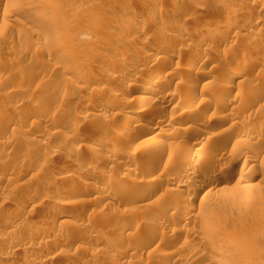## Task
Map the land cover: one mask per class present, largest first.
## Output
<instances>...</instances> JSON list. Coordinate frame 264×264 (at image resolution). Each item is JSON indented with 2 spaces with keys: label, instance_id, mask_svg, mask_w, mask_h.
<instances>
[{
  "label": "rangeland",
  "instance_id": "obj_1",
  "mask_svg": "<svg viewBox=\"0 0 264 264\" xmlns=\"http://www.w3.org/2000/svg\"><path fill=\"white\" fill-rule=\"evenodd\" d=\"M261 120L264 0H0V264H264Z\"/></svg>",
  "mask_w": 264,
  "mask_h": 264
},
{
  "label": "bare ground",
  "instance_id": "obj_2",
  "mask_svg": "<svg viewBox=\"0 0 264 264\" xmlns=\"http://www.w3.org/2000/svg\"><path fill=\"white\" fill-rule=\"evenodd\" d=\"M127 25H129V24H127ZM207 63V62H206ZM185 65V66H184ZM183 66H184V72L183 73H185L186 74V72H188L187 70H189V69H191V66L192 65H190V64H184ZM195 65V64H194ZM242 67V66H241ZM233 68V67H232ZM238 68V67H237ZM246 68V67H245ZM161 69V68H160ZM89 71V70H88ZM182 71V70H181ZM163 72V71H162ZM228 72V71H227ZM229 72H230V74L232 75V79H235V78H238L239 76H241L242 75V73H243V69H230L229 70ZM246 72V71H245ZM180 73H182V72H180ZM85 74V73H84ZM87 74H88V72H87ZM188 74V73H187ZM202 74V73H201ZM83 75V74H82ZM89 75V74H88ZM112 75V74H111ZM86 76V75H85ZM187 76V75H186ZM203 76V75H202ZM159 77V76H158ZM170 77V76H169ZM171 77H173V76H171ZM175 77V76H174ZM177 77V76H176ZM189 76H187V78H188ZM231 77V76H230ZM87 78V77H86ZM117 78L119 79V77L117 76ZM186 78V77H185ZM199 78H201V77H199ZM147 79V78H146ZM189 79V78H188ZM231 79V80H232ZM153 80V79H152ZM190 80H191V78H190ZM142 81V80H141ZM151 81V80H150ZM151 83V82H150ZM156 83V82H155ZM197 83V80L194 82V83H191V84H193V85H195ZM229 84V83H228ZM233 84V83H232ZM188 85H189V83H188ZM223 85H225V84H223ZM152 86V85H151ZM158 86V85H157ZM231 86V85H230ZM138 87V86H137ZM188 87H190V86H188ZM219 87V86H218ZM221 87V86H220ZM192 88H193V86H192ZM212 88H213V86H212ZM189 89V88H188ZM216 89V88H215ZM226 89V88H225ZM79 90H81V89H79ZM194 90V89H193ZM214 90V89H213ZM217 90V89H216ZM150 91V90H149ZM152 91H154L153 92V94H155V93H159L157 90H152ZM224 92V91H223ZM189 94V93H188ZM116 95V94H115ZM181 95V94H180ZM145 97V96H144ZM165 97V96H164ZM163 98V97H162ZM181 98V97H180ZM204 98V97H203ZM93 99V98H92ZM190 99V98H189ZM194 99V98H193ZM142 100V99H141ZM145 100V99H144ZM168 100V99H167ZM166 99L164 100V103L165 104H168L169 102H170V100H168L167 101ZM203 100V99H202ZM113 101H114V99H113ZM185 101V100H184ZM188 101V100H187ZM192 101V100H191ZM63 102V101H62ZM156 102V101H155ZM180 102V101H179ZM186 102V101H185ZM238 102V101H237ZM139 103V102H138ZM188 103H189V101H188ZM65 105V104H64ZM63 105V106H64ZM224 105V104H223ZM103 109H104V111L103 112H107V110H110V109H108V108H106L104 105H103ZM223 107H225V106H223ZM111 108V107H110ZM177 108V107H176ZM224 109V108H223ZM217 109H215L214 111H216ZM220 110V109H219ZM63 111V110H62ZM67 112V111H66ZM124 114H125V116H126V113H129V110L128 111H126V112H123ZM123 114V115H124ZM188 114V113H187ZM186 114V115H187ZM158 115V114H157ZM192 115V114H191ZM90 116H93V115H90ZM90 116L89 115H85V116H83L82 117V120L83 121H85V122H89V120H90ZM188 117H189V114L187 115ZM104 117V116H103ZM124 117V116H123ZM187 117V118H188ZM94 118V117H93ZM133 118V117H132ZM154 118V117H153ZM186 118V117H185ZM225 118V117H224ZM95 119V118H94ZM232 119V118H231ZM124 120V119H123ZM134 120H135V118H134ZM158 120V119H157ZM156 120V121H157ZM162 121H163V119H161ZM91 121V120H90ZM94 121V120H93ZM131 121H133V120H131ZM158 121H160V119L158 120ZM157 121V122H158ZM95 122V121H94ZM99 122V121H98ZM121 122V121H120ZM123 122V121H122ZM147 122V121H146ZM153 122V121H152ZM161 122V121H160ZM160 122H158V123H160ZM182 123V122H181ZM122 124V123H121ZM235 124V123H234ZM179 125V124H178ZM158 126V125H157ZM122 127V126H121ZM134 127V126H133ZM263 127H264V120L262 121H256L254 124H253V128H256V129H258V131H260V129H263ZM157 127H152V129H151V127H150V129H149V126L146 128V126H144L143 128H141V129H137V131L136 132H134V133H136L135 134V136L133 137L134 139H135V137L136 138H139L140 136L139 135H142V134H144V133H147V131H154L155 129H156ZM123 130H124V128H123ZM251 130V129H250ZM264 130V129H263ZM161 131V130H160ZM121 133V132H120ZM160 133V132H159ZM133 134V133H132ZM193 134V133H192ZM157 135V134H156ZM155 135V136H156ZM193 135H195V133L193 134ZM197 135H200V134H196V136ZM240 135V134H239ZM133 136V135H132ZM138 136V137H137ZM114 137V136H113ZM224 137V136H223ZM132 138V137H131ZM130 138V139H131ZM202 138V137H201ZM227 138V137H226ZM225 137L223 138V141H225L224 139H226ZM101 139V138H100ZM112 139V138H111ZM133 139V140H134ZM197 139V138H196ZM195 138H194V140H196ZM99 141V140H98ZM120 141V140H119ZM130 141V140H129ZM199 141H201L200 139L198 140V142ZM110 142H111V140H110ZM197 142V141H196ZM198 142L196 143V144H198ZM205 142V141H204ZM103 143V142H102ZM109 143V142H108ZM131 143V142H130ZM129 143V144H130ZM206 143V142H205ZM204 143V144H205ZM213 143V142H212ZM225 143V142H224ZM95 144H97V142L95 143ZM119 144V143H118ZM176 144V143H175ZM200 144H202L201 142H200ZM216 144V143H215ZM117 145V144H116ZM203 145V144H202ZM211 145V144H210ZM221 145V144H220ZM183 146V145H182ZM205 146V145H204ZM219 146V145H218ZM117 148H118V146H116ZM201 147H203V146H201ZM200 147V148H201ZM120 148V147H119ZM119 148H118V150H119ZM205 148V147H204ZM209 148V147H208ZM217 148V147H216ZM220 148V147H219ZM153 149H156V148H153ZM213 149V148H212ZM116 151V148H114L113 146H111V148H109V152L110 153H114ZM162 151V150H161ZM170 151H172L171 149H170ZM127 152V151H126ZM183 152V151H182ZM151 153H153L152 151H151ZM163 153V152H162ZM168 153H169V151H168ZM216 153H217V150H215V152H213L212 151V154L210 155V157H211V159H213L214 157H215V155H216ZM149 154V153H148ZM154 154V153H153ZM153 154H150V156H153ZM158 154V153H157ZM209 154V153H208ZM166 156V155H165ZM170 156H171V154H170ZM169 156V157H170ZM176 156V155H175ZM182 156V155H181ZM173 157V156H172ZM184 157V156H183ZM182 157V158H183ZM209 157V158H210ZM152 157H150L149 159H148V163L146 164V165H144V166H142L141 168L142 169H144L145 171H148V169H150L151 168V164H152V162H154L152 159H151ZM167 158V157H166ZM177 158V157H176ZM216 158V157H215ZM171 159V158H170ZM174 159V158H173ZM183 159H185V158H183ZM158 160V159H157ZM160 160H161V158H160ZM186 160V159H185ZM159 161V160H158ZM173 161V160H172ZM177 161H179V160H177ZM176 161V162H177ZM170 162V161H169ZM175 162V161H174ZM184 161H181V158H180V161L179 162H177L178 163V165H180L181 167H183L184 165V163H183ZM174 165V164H173ZM188 165V164H187ZM186 165V166H187ZM207 165V164H206ZM171 166H172V163H171ZM185 166V167H186ZM140 166H138V165H136V168H131V170H129L128 172H129V174H131L133 171H135L136 169H138ZM180 167V168H181ZM140 168V169H141ZM130 169V168H129ZM207 169V168H206ZM150 171V170H149ZM186 171V170H185ZM192 172H193V170H192ZM154 173V172H153ZM191 173V172H190ZM205 173V172H204ZM133 174V173H132ZM132 174H131V176H132ZM150 174V172H148V174L147 175H149ZM195 174V173H194ZM230 174V173H229ZM152 174H150V177L147 179V181H146V184L148 185V187L150 186V185H152V184H154L155 182H156V180H158V176L157 177H154V176H151ZM201 175H203V174H201ZM176 176V175H175ZM182 176V175H181ZM196 176H198V175H196ZM214 176V175H213ZM120 177V176H119ZM124 177V176H123ZM125 177H127L128 179H129V175H125ZM133 177V176H132ZM203 177L204 178H206L207 179V177L205 176V175H203ZM223 177H224V179H225V177H226V175L224 174H221L220 173V175H215V177H214V181H216V182H221L222 180H223ZM228 177V176H227ZM115 178V177H114ZM131 178V177H130ZM174 178V177H173ZM176 178V177H175ZM204 178H203V180H204ZM127 179V180H128ZM138 179V178H137ZM136 179V180H137ZM124 180H126V179H121V178H118V176H117V178H115L114 180H112V181H110L111 183H109V185H110V187H114L115 189H123L124 187H125V185H126V181H124ZM135 180V181H136ZM140 180H141V178H140ZM211 180V179H210ZM129 181V180H128ZM131 181V180H130ZM160 181V180H159ZM172 181V180H171ZM140 182H142V181H140ZM174 182V181H173ZM211 182V181H210ZM139 183V182H138ZM159 183V182H158ZM167 183H169V182H167ZM173 185H174V183H173ZM142 186V185H141ZM147 187V186H146ZM203 187V183L201 182V181H199V182H197L195 185H194V187L192 188V192H190V193H192V194H195V195H197V193H198V191H200V189ZM142 190V189H141ZM145 190H146V188H145ZM144 190V191H145ZM134 192H136V191H134ZM154 192V191H153ZM137 193V192H136ZM152 195V194H151ZM193 197V196H192ZM191 198V197H190ZM189 198V199H190ZM177 199V198H176ZM175 199V200H176ZM136 200V199H135ZM172 200V199H171ZM170 200V201H171ZM174 201V200H173ZM177 201V200H176ZM189 202V201H188ZM134 203V202H133ZM63 204V203H62ZM169 205V204H168ZM184 207V206H183ZM182 207V208H183ZM103 220V219H102ZM208 241V240H207ZM209 242V241H208ZM207 242V243H208ZM205 244H206V242H205ZM207 245V244H206ZM209 246H210V244H209Z\"/></svg>",
  "mask_w": 264,
  "mask_h": 264
}]
</instances>
